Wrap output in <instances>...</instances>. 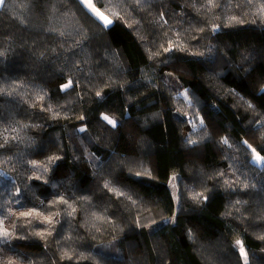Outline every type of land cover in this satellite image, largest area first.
<instances>
[{"label":"trees","instance_id":"1","mask_svg":"<svg viewBox=\"0 0 264 264\" xmlns=\"http://www.w3.org/2000/svg\"><path fill=\"white\" fill-rule=\"evenodd\" d=\"M93 4L0 7V264H264V0Z\"/></svg>","mask_w":264,"mask_h":264},{"label":"snow or ice","instance_id":"2","mask_svg":"<svg viewBox=\"0 0 264 264\" xmlns=\"http://www.w3.org/2000/svg\"><path fill=\"white\" fill-rule=\"evenodd\" d=\"M4 0H0V4H2ZM82 3H84L88 8L91 9L93 13H95L96 16H98L100 19H102L105 22V25H110L112 21L108 20L106 16H104L101 12H99L92 4V0H81ZM105 120H108V123H113V121L109 120L108 117H104ZM257 161L261 160V157H256ZM241 254L243 255V249H241Z\"/></svg>","mask_w":264,"mask_h":264},{"label":"crops","instance_id":"3","mask_svg":"<svg viewBox=\"0 0 264 264\" xmlns=\"http://www.w3.org/2000/svg\"><path fill=\"white\" fill-rule=\"evenodd\" d=\"M80 2H81V0H80ZM3 4V3H2ZM2 4H0V7L2 6ZM81 4L84 6V8L92 15V16H94L98 21H100L103 25H105V22L102 20V19H100L98 16H96L95 15V13H93L92 11H91V9L90 8H88L84 3H82L81 2ZM92 4H93V0H92ZM93 6H94V4H93ZM95 7V6H94ZM100 12V11H99ZM109 20V19H108ZM111 25V24H110ZM105 26H109V25H105Z\"/></svg>","mask_w":264,"mask_h":264},{"label":"rangeland","instance_id":"4","mask_svg":"<svg viewBox=\"0 0 264 264\" xmlns=\"http://www.w3.org/2000/svg\"><path fill=\"white\" fill-rule=\"evenodd\" d=\"M253 163L259 166V165H261V160H260V161H257V160H256V157H254V159H253ZM170 183L172 184L173 181H171ZM243 254H244V251H243Z\"/></svg>","mask_w":264,"mask_h":264}]
</instances>
